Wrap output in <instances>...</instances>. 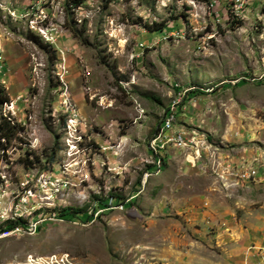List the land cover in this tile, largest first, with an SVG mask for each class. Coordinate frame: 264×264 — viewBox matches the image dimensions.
<instances>
[{
	"label": "rangeland",
	"instance_id": "1",
	"mask_svg": "<svg viewBox=\"0 0 264 264\" xmlns=\"http://www.w3.org/2000/svg\"><path fill=\"white\" fill-rule=\"evenodd\" d=\"M234 3L0 0V264H264V0Z\"/></svg>",
	"mask_w": 264,
	"mask_h": 264
},
{
	"label": "built area",
	"instance_id": "2",
	"mask_svg": "<svg viewBox=\"0 0 264 264\" xmlns=\"http://www.w3.org/2000/svg\"><path fill=\"white\" fill-rule=\"evenodd\" d=\"M236 1H244V0H235V3L233 4V7L236 6ZM211 4L213 6V14L218 16V10H217V6H215V2L211 1ZM166 116H168V121H169V123H171L172 120H173V110H169V112L167 113ZM76 127H70V129L71 130L72 129L73 130H77ZM73 130L71 132L72 136H73ZM170 144H173V145L174 144L186 145L187 143L183 141L182 136L180 134H176V133L174 134V131L169 133V130H168V134H167L166 140L161 145H153L152 144V139H151V141L149 142V145H148V150H149V152H151L154 155V163H153L154 166L157 163V157H159V150H166V147L168 145H170ZM87 161L91 162L90 163V167L95 164L93 159H92V161L90 159H87ZM78 166H79V162L72 165L71 163H68V159H67V164L64 165V167H68V173L70 175L74 174L73 176H78V183H79V181L81 179L85 178L86 175H89V172L86 169H77ZM244 171L245 172H244V174L242 176L247 177V179H253L255 177V175H256L255 168L254 169H246ZM57 173H59V170H57ZM29 181L30 180H25L24 179V184H22V186H21L22 194H18L17 195L18 199L16 200L15 203H13L14 204V209L16 210V213L21 208L29 207L32 204H37L39 202V200H40V197H36L35 193L26 192V182H29ZM74 185L78 186V184H74ZM42 188H45V191H52V190H46L47 188L45 187L44 183H43V187ZM125 202H127V201H125ZM113 203H116V202H114L113 200H107V204L106 205H98V206H96V208H94L90 212H88V215L89 216L92 215L93 217H97V216L100 215L102 209L106 208L109 205H112ZM38 220H41V218H39ZM32 225H33V228H34L35 222ZM61 262L64 263L63 260H61Z\"/></svg>",
	"mask_w": 264,
	"mask_h": 264
},
{
	"label": "trees",
	"instance_id": "3",
	"mask_svg": "<svg viewBox=\"0 0 264 264\" xmlns=\"http://www.w3.org/2000/svg\"><path fill=\"white\" fill-rule=\"evenodd\" d=\"M82 1L83 0H67V3H69L70 5H71V7L72 8H76V7H78V6H80L81 5V3H82ZM245 81H247L246 79H241V80H239V81H237L234 85H240V84H242L243 82H245ZM227 87H231V85H230V83H226V82H224V83H221V84H219L217 87H216V89H220V88H227ZM215 89V90H216ZM194 93H196V90H193V91H191V90H189V91H187V94H186V96H189V95H191V94H194ZM0 103H4V102H6L7 100H6V97L5 96H3V93H2V90L0 89ZM168 116H165L164 117V120L167 118ZM10 137V134H9V136L7 137V138H9ZM164 156H161V158L160 159H162V160H164L165 158H163ZM161 168H159V171L162 169V166H160ZM156 168V167H155ZM45 172H48V171H50V168H47V169H45L44 170ZM112 198H116V200H121L120 198H118V197H115V196H111ZM133 199V198H132ZM125 201H129V199L128 200H125ZM125 201L124 202H121L122 204H125ZM118 202H120V201H118ZM126 202V203H127ZM99 204L100 205H106L107 204V201L104 203V202H102V200H100L99 201ZM122 204H118V205H114V204H112V205H109V206H107L106 208H105V210H107V209H110V208H113V207H117V206H120V205H122ZM98 205V203L96 204V206ZM124 206V205H123ZM94 209V208H93ZM66 210H68V209H66V208H63L62 210H60V211H58V214L56 215L58 218H60V219H63V216L65 217L66 215H70V217L71 218H76V216H77V214L78 213H81L80 211L78 212V211H74V212H66ZM103 210V209H102ZM101 210V211H102ZM9 228H12L14 225L12 224V225H7Z\"/></svg>",
	"mask_w": 264,
	"mask_h": 264
},
{
	"label": "bare ground",
	"instance_id": "4",
	"mask_svg": "<svg viewBox=\"0 0 264 264\" xmlns=\"http://www.w3.org/2000/svg\"><path fill=\"white\" fill-rule=\"evenodd\" d=\"M161 145V144H160ZM156 172H159V168H161L160 166H162V164H161V162H160V160L159 159H157V163H156Z\"/></svg>",
	"mask_w": 264,
	"mask_h": 264
}]
</instances>
